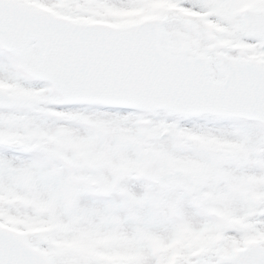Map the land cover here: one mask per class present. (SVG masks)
<instances>
[{"label":"snow or ice","instance_id":"snow-or-ice-1","mask_svg":"<svg viewBox=\"0 0 264 264\" xmlns=\"http://www.w3.org/2000/svg\"><path fill=\"white\" fill-rule=\"evenodd\" d=\"M0 264H264V0H0Z\"/></svg>","mask_w":264,"mask_h":264}]
</instances>
